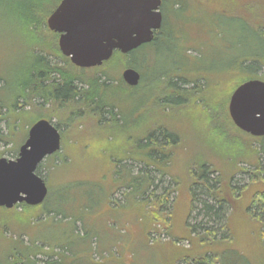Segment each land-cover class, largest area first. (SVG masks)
Wrapping results in <instances>:
<instances>
[{"label": "rangeland", "instance_id": "1", "mask_svg": "<svg viewBox=\"0 0 264 264\" xmlns=\"http://www.w3.org/2000/svg\"><path fill=\"white\" fill-rule=\"evenodd\" d=\"M25 1L0 0V88L4 86L0 96L7 99L17 80L31 68L29 49L35 40L24 35L29 24L23 18ZM62 1L43 14L48 15L46 26H40L42 15L35 16L41 21L36 28L47 32H42L45 41L55 38L47 21ZM172 1L165 0L162 11L174 38H161L159 51L147 52L149 72L139 69V87L105 96L107 104L118 107L120 121L114 123L108 111L102 113L101 122L99 112L88 108L56 110L53 104L41 105L40 98L34 100L35 109L25 108L20 100L21 108L31 113L28 116L22 111L6 119L7 108L3 109L0 158L16 160L30 127L39 119L52 118L59 125L62 148L39 167L49 188L43 204L25 213L21 207L16 211L0 207V264H47L51 260L61 264H109L112 260L119 264H199L195 260L205 257V264H264L259 224L251 213L256 208L249 209L254 193L264 191L256 170L260 164L264 172V153H259L264 152V139L245 136L241 146L235 136L239 131L224 115L227 101L240 85L264 81V36L256 31L259 24L254 27L259 21L257 4L264 0H192L179 18L172 13ZM45 55L53 66H68L52 51ZM119 60L115 58L106 69L112 78L121 80L127 67ZM251 61L257 63L242 68ZM255 67L261 69L254 74ZM179 77L189 82L200 78L203 92L181 82L171 88ZM185 89L193 93L174 95ZM11 117L17 119L13 130ZM162 128L172 136L164 147L167 158L159 156L160 163L152 164L137 157L140 149L152 155L155 145L147 144L146 136ZM112 157L125 160L116 164ZM203 166L214 172L209 180L216 199L219 194L234 202L233 207L224 203L221 221L210 219L204 211V202L217 203L200 185ZM143 172L154 177V195L161 196L166 189L169 195L164 206L148 196L149 206L143 204L144 210L155 211L149 221L143 218L142 207H135L149 186ZM195 181L201 187L192 188ZM120 185L135 189L125 197V190L118 192ZM194 189L197 195L192 202ZM257 211L264 215V209ZM136 226L139 230L133 233ZM213 231L216 235H210ZM119 242L124 243L121 248Z\"/></svg>", "mask_w": 264, "mask_h": 264}, {"label": "water", "instance_id": "2", "mask_svg": "<svg viewBox=\"0 0 264 264\" xmlns=\"http://www.w3.org/2000/svg\"><path fill=\"white\" fill-rule=\"evenodd\" d=\"M162 6L163 0H63L47 25L60 35L58 44L64 57L78 68L92 69L111 60L116 52L128 55L153 43L164 23ZM122 80L136 88L142 75L126 68ZM229 114L238 129L264 138V81L240 85L230 99ZM61 148L60 130L45 119L35 122L18 158H0V207L11 210L22 204H43L49 189L37 170Z\"/></svg>", "mask_w": 264, "mask_h": 264}, {"label": "trees", "instance_id": "3", "mask_svg": "<svg viewBox=\"0 0 264 264\" xmlns=\"http://www.w3.org/2000/svg\"><path fill=\"white\" fill-rule=\"evenodd\" d=\"M58 1L59 0H47L46 2H45V0H26L25 1V5H24L25 11H24V17L23 18H25L29 24L27 25L28 27L24 30V32H26V33H24V35H27L28 37H31L32 39L35 40L34 42L31 40V48L29 49V52H30L31 58H32V62L30 63L31 68L29 69V71H27L26 76L24 78H22L21 80H17V82L15 84L16 90L13 89V93L9 97V99H7L5 96H0V114H2L3 109L7 108L8 115L5 114V116H4L6 119H7V117L10 118V116L12 115L11 113H18V112H22V111H23L22 112L23 115L26 114V116H28L31 113L27 112L25 110V108L30 107V109H35L37 107V105L34 104L35 103L34 100L36 98H40L43 101V103H41V105L42 104H53L55 106L56 110L57 109L60 110L64 107H68L69 109L70 108H72V109H74V108L75 109L88 108V109L93 110L95 112H99V114L101 115V122L104 121V119H105L103 116L104 114L102 115V113H105L106 111H108L107 113L112 116L111 120L114 123H116L117 121H120L122 119V117H120L121 114H119L120 111H119L118 107L113 102H111V104H107V102L109 103V101H107L105 96L107 94H113V96H115L114 94H116L118 92L125 93V92H129V90L131 92H133L136 88H131V87L127 86L124 83V81L122 80V78H121V80H119V78H112L111 74L108 73L106 68L108 65L111 66L112 61H114V59L116 58L118 60L120 59L119 61L124 62V67L126 66L127 68H134L138 71H139V69H145L146 72L148 73L149 70H148V65H147V60H146L147 56H148L147 52L150 53V51H152L154 49L156 51H159L161 43L160 44H157V43L159 42V40L161 38H163L164 41L170 37L174 38L172 31L166 27V16L163 12L164 23H163L162 29L159 32H157V34L155 36V40L153 41V43H151L149 45H145L142 48H140L139 50L134 51L128 55H123L119 52H116L114 54V56L112 57V59L109 60L108 62H105L101 67L92 68V69H81V68L74 66L70 62L69 58H66L62 55V53L59 49L58 40L56 39V37H58L56 35V33H54V32L52 33V31H50L48 29L52 33V35H54L55 41H54V39L52 42H48V41L44 40L46 38V36L43 35V33H47V32H46V30L42 29V27L40 28V26H43V25L46 26L45 19L47 18L48 15L46 14L47 15L46 16L43 14L49 13L53 8H55ZM190 1H192V0H173L171 2V10H172L173 15L176 18H179L181 16L182 12L184 11V9L188 6ZM164 5H165V0H163L162 8L164 7ZM257 8L259 9V11H258L257 16L255 18H257L259 21L257 24H254L255 25L254 27L256 28V26L258 24L260 25V27L261 26L264 27V21H263L264 20V3L261 2L260 4H257ZM35 16L36 17L41 16V18L44 19V21H42L43 23L40 24L41 21L40 22H39V20L37 21ZM252 23H256V22H252ZM39 24H40V26L38 28H36V25H39ZM34 25H35V27H34ZM260 27L256 28V31L259 35L264 36V32L261 30L262 27L261 28ZM28 42H30V40ZM50 51L61 56L65 60V62H67L68 66L67 67H65V66L64 67H58V66L51 65L47 55H45L46 52L49 53ZM251 62L252 63L244 62L242 68H245V69L248 68L249 69L251 66H254V63L255 64L257 63L255 61L254 62L251 61ZM257 66H260V65L258 64ZM255 69H256V71H255ZM255 69H253V71H252V73H254V74L257 71H259L261 68L255 67ZM200 80L201 79L199 78V79L194 80L193 82H189L188 80H186L182 77H179V78H177V82H172V79H171L170 81L172 83L170 84V86H171V88H175V86L179 82H181L183 84L185 83V84L192 85V87H194L193 91H195L196 88H198V89L202 88L200 86L201 85L199 82ZM0 81H3V80L0 79ZM79 84H80V86H78ZM3 87L4 86H2L0 88V92H1ZM204 87H205V85H204ZM203 88H202V90L200 89L202 92H203ZM187 89H185L183 92H175L174 95L179 96V94H186V93L192 92L191 90H187ZM176 90H178V89H176ZM234 90H235V88H234ZM176 93H177V95H176ZM195 93H197V92H194V94ZM20 100L24 101L25 108H23V109L21 108V106L19 104ZM229 102H230V98L225 105V114L224 115L227 117L229 124H231V126L233 128H235L237 131H239V132H235V136L238 139L239 144L242 146L241 140L243 139L242 137H245V136H248V137L252 138L253 140H255V139L256 140H263L264 138L253 137V136L241 131L240 129H238L235 126V124L233 123V121L230 117V114H229V110H228ZM5 104H7L8 107L4 106ZM106 104H107V106H106ZM223 112H224V109H223ZM18 116H20V114H18ZM11 118L13 119V117H11ZM50 119H52V118H50ZM50 119H47V120L50 121ZM13 120L14 121L11 122L12 124L9 121V128L11 130H13L14 126H16V124H15L17 121L16 117H14ZM39 120H42V119H39ZM39 120H37V121H39ZM37 121H35V122H37ZM13 124H14V126H13ZM57 128L60 129L59 125H57ZM157 132H160V133L157 134ZM171 137L172 136L170 134H168L164 128L154 130L151 133V135H149L148 137L146 136L147 139H145L147 144H150L152 142L155 145V149L152 152V155H150V152L148 153V152H145L143 149H140L137 151L139 154V156H137V157L141 156V158L146 159L148 163H151V161H152V164H155L156 161H158V163H160L159 162L160 159L158 158L159 156H161V159L167 158V156L165 155L166 149H164V147H166V145L169 143ZM163 152H164V155H163ZM259 153L261 154L264 152L259 151ZM125 158H128V156L127 157L125 156ZM125 158L124 159H116V157H112V159H115L116 164L117 163L120 164L121 162H123V160H125ZM130 158L134 159V157H132V156ZM203 168H204V174L201 176L203 181L200 185L202 187L207 188V190L211 194V197L214 198L216 200V203L218 204V205L216 204V206H214V205L209 204L208 202H204V211L206 212V216H211L210 219H214V221H221L223 219L222 211H223L224 203H230V206L233 207L234 202L233 201L229 202L225 196H221L219 194H218L219 198L216 199L215 195L213 194L212 188H210V187H212V185H211L212 181L209 180V174L211 172L212 173H214V172L211 170H208L207 166H203ZM256 170L259 171V172H257V173H259V178H261L262 182L264 183V172H261L262 169H261L260 164H259L258 168H256ZM142 174L144 175V177H146L148 179V182H149L148 183L149 186L147 187L148 188L147 192L143 195L144 202L148 203V206H149L148 196L151 195V196H154V198H156L157 203H160L161 205L164 206V203L166 204V202H168V198H169L168 190L166 189L167 191L165 190V193H163L161 196L154 195L155 192H154V190H152L155 187L154 177L150 176V174H148V173L143 172ZM37 175L41 177V175L39 174V168L37 170ZM163 176H165V174L164 175L162 174V177ZM196 181L194 183H191L192 188L195 187V189H196V187L197 188L201 187V186H198V183ZM254 185L256 186V184H254ZM222 186H223V184H222ZM255 186H253V188H255V190L259 189L258 187H255ZM195 189L193 191V199L191 198L192 202H194L196 200L195 197L197 195V193H196L197 191H195ZM229 189H230V187H229ZM233 189H234V187H233ZM234 190H233V192H235ZM256 198H258V199H256ZM191 199H190V201H191ZM151 200H153V199H151ZM250 204H251V207L249 208L250 210H252L253 207L256 208L255 210H252L251 213H252V217L257 220L256 223L259 224V225H256V224H254V225H256L259 228L258 235L260 237H258V238H259L260 248L262 250L261 256H264V221H262V219H260V217L264 218V215L263 214L258 215L256 213L257 210H263L264 209V191L263 192L256 191L252 197V201ZM20 207L23 209V213L28 212L29 210L32 209V207H30L26 204H22V205H17L11 211H13V210L16 211V209H18ZM162 208L164 210V207H162ZM192 208H193V205H192ZM192 208H191V211H192ZM163 210L159 209V213L164 214ZM154 212L155 211H152V212L149 211L148 212V210L146 208L145 215H146V218L148 219V221L150 220V216L153 215ZM26 218L28 219V215L26 216ZM260 226H261V230H260ZM195 228H196L195 226L193 228L191 227V235H193L195 233ZM262 228H263V230H262ZM149 229L151 230V228H149ZM150 235H151V233H149V236ZM210 235H216V232L213 231L212 233H210ZM204 259H206V257L203 259H196L195 261L199 264H205L203 261H207V259L206 260H204ZM32 263L37 264L36 262H32ZM47 264H61V263L59 262V260H51L50 262H47Z\"/></svg>", "mask_w": 264, "mask_h": 264}, {"label": "crops", "instance_id": "4", "mask_svg": "<svg viewBox=\"0 0 264 264\" xmlns=\"http://www.w3.org/2000/svg\"><path fill=\"white\" fill-rule=\"evenodd\" d=\"M132 174V173H131ZM117 175V174H116ZM132 176H133V174H132ZM115 179V178H114ZM116 180H119V177L117 176L116 177ZM120 186H122V185H120ZM134 187L133 186H131V185H128V186H122L121 188H119L118 189V192L119 191H121V190H125L126 192L124 193L125 194V197H126V195H127V192H133L134 191ZM117 192V193H118ZM125 199V198H124ZM143 204H145V205H147V203H145L144 202V197H143V199H141V197H139V201L137 202V204H135V207H136V209L140 206V207H142V209H141V213H142V216H143V218L144 217H146V215H145V207H143ZM145 220L147 219V218H144ZM146 229H147V234H149V226L146 224ZM137 230H139V228L136 226L135 228H133V233L135 232V231H137ZM122 244H124V243H118V246L120 245V246H122ZM119 246V248H121ZM109 264H119V262L116 260H112V261H110V262H108Z\"/></svg>", "mask_w": 264, "mask_h": 264}, {"label": "flooded vegetation", "instance_id": "5", "mask_svg": "<svg viewBox=\"0 0 264 264\" xmlns=\"http://www.w3.org/2000/svg\"><path fill=\"white\" fill-rule=\"evenodd\" d=\"M60 37V36H59Z\"/></svg>", "mask_w": 264, "mask_h": 264}]
</instances>
